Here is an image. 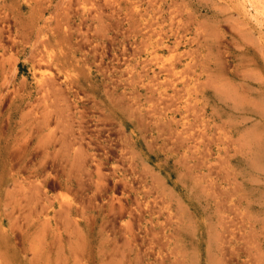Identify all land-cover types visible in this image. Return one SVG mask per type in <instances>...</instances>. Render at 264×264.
I'll return each instance as SVG.
<instances>
[{
  "label": "rangeland",
  "instance_id": "374dc122",
  "mask_svg": "<svg viewBox=\"0 0 264 264\" xmlns=\"http://www.w3.org/2000/svg\"><path fill=\"white\" fill-rule=\"evenodd\" d=\"M0 264H264V0H0Z\"/></svg>",
  "mask_w": 264,
  "mask_h": 264
}]
</instances>
